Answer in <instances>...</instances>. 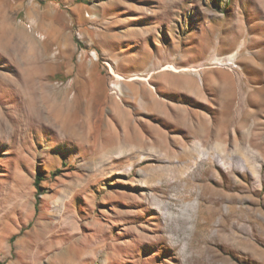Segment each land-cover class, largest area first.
<instances>
[{
	"label": "rangeland",
	"instance_id": "374dc122",
	"mask_svg": "<svg viewBox=\"0 0 264 264\" xmlns=\"http://www.w3.org/2000/svg\"><path fill=\"white\" fill-rule=\"evenodd\" d=\"M222 151V191L188 177L197 230L171 224L157 201ZM198 258L264 264V0H0V264Z\"/></svg>",
	"mask_w": 264,
	"mask_h": 264
},
{
	"label": "bare ground",
	"instance_id": "6f19581e",
	"mask_svg": "<svg viewBox=\"0 0 264 264\" xmlns=\"http://www.w3.org/2000/svg\"><path fill=\"white\" fill-rule=\"evenodd\" d=\"M110 67H111V70H112V73H113V75L115 76V78L116 79H119V80H122L123 79V77L122 76H120L119 74H117L116 73V71H115V69L111 66V65H109ZM131 78H134V79H137V77H131ZM130 78V79H131ZM116 88H118V89H116L115 90V92H118L119 90H121L120 89V87L116 84V85H114ZM46 88V87H45ZM72 89V88H71ZM68 91H69V87H66V88H64V89H61V90H57V92H61V103H59L58 105H55V108H54V110H55V112H56V114H55V116H56V120L58 121L59 120V118L60 117H63L64 118V121L66 122V124H67V126H68V128H69V130L68 131H71V132H77V128H76V125H78V124H76V123H74V122H71L72 121V118H70L68 115L70 114V113H72V108H70V106L68 107L67 106V109L65 110L62 106H63V104H64V100H66V97L68 96ZM113 92V91H112ZM76 93V92H75ZM75 93H74V95H73V97L75 96ZM52 95V94H51ZM52 97V96H51ZM50 98V97H49ZM75 106V105H74ZM39 108V107H38ZM41 108V107H40ZM45 109V108H44ZM40 110V109H39ZM42 110V109H41ZM52 110V109H51ZM75 110V109H74ZM84 110H86V109H84ZM97 110V109H96ZM41 112V111H40ZM36 114H38L37 112H35ZM41 114V113H40ZM39 114V116H41ZM44 114V113H43ZM42 114V115H43ZM44 117V116H43ZM40 118V117H39ZM46 117H44V119H45ZM41 119H42V116H41ZM236 120V119H235ZM90 128H92V127H90ZM92 132V131H91ZM85 133V132H84ZM86 134H88V132L86 133ZM88 136V135H87ZM89 136H90V133H89ZM227 152V151H226ZM224 153L223 151L222 152H219V157H221V159H223V158H225V155L228 153ZM237 152V151H236ZM232 154V153H231ZM230 154V155H231ZM233 154H234V152H233ZM209 157H210V159L211 160H214V156H208V159H209ZM231 157V156H230ZM230 161V160H229ZM232 161V160H231ZM230 161V162H231ZM175 167H176V165L174 166V170H175ZM215 167H217V169L218 168H220L221 170H223V172H225L226 174L227 173H230V172H234V170L235 169H239V166L236 164V163H228V162H226V160L225 159H223L222 160V162H218V164H215V162L214 163H212L210 160H207L206 159V161H204L203 160V163L202 162H199V163H197V164H195V165H193L192 167H191V174H190V176H188V175H186V180H181L180 182H172V185L173 186H171L172 188V190H171V192H173V196L170 198L169 196H167V200H159V201H157L158 203H156L155 205L157 206V208L158 209H160V210H166L167 209V207H169L168 209H172L171 208V206H169V205H171L173 202L174 203H177V200L180 198L181 199V201H183V202H186L184 205H183V207H182V209H181V213L179 214V215H177V216H175V215H173L172 217H171V224H173V221L174 220H177V221H179V220H181V219H183V221H184V223H185V221L186 220H188V218L185 216V214L184 213H186V212H189L190 214H191V218L193 219V225H194V230H197V228H198V226H199V221H198V218H200L199 217V212H197L196 210H195V207H194V205L195 204H193V202H192V200H193V195H195L196 196V198H195V200H196V202H199V200L201 199V197H202V195L204 194V192H203V190L201 189L202 187H199L195 192H194V187H190V186H188V177H191V179H195V178H202L204 175H207V172H208V170H210V168H215ZM178 170L177 171H180V172H184L185 174H187V170H188V166L187 165H178V168H177ZM219 170V169H218ZM220 171V170H219ZM194 175V176H193ZM221 175H220V173L218 172V171H216L215 169H214V171H213V173H212V176H208V177H211L210 179L211 180H213L214 182V184L216 185V186H214V187H218V191L219 190H221V189H223L224 187H225V185H224V181H220L221 180V177H220ZM220 177V178H219ZM190 179V180H191ZM209 179V180H210ZM203 186V185H202ZM222 191V190H221ZM221 193V192H220ZM219 200H217V198H215V199H213V201L210 203L211 205H210V207L212 206V207H214V208H216L217 206H215V204L216 203H219L218 202ZM159 202L161 203L162 202V204L160 205L159 204ZM155 207V206H154ZM219 209V208H218ZM170 212H173V210L172 211H170ZM208 212V211H207ZM201 213V212H200ZM204 213V212H203ZM207 215V214H206ZM206 217V216H205ZM205 219H207V217L205 218ZM209 219V218H208ZM200 220V219H199ZM202 220V219H201ZM200 220V221H201ZM177 223V222H176ZM175 223V224H176ZM183 223V224H184ZM201 223V222H200ZM169 226V225H168ZM172 226V225H171ZM200 228V227H199ZM171 229H172V232H171V234H169V236L170 237H166V240H167V244H169L171 247H172V249H175L177 246H181L182 245V248H181V250H180V253L181 254H185L186 253V251H187V249L188 248H190L189 246H190V244H191V242H193V241H190V242H185L184 244H182V240H181V236L180 235H178L177 234V231L179 230V228L178 227H175V226H173V227H171ZM170 229V230H171ZM202 229V228H201ZM181 231V230H180ZM197 232V231H196ZM195 232V233H196ZM174 233H176L175 235H174ZM179 233V232H178ZM194 233V232H193ZM203 233V232H202ZM206 234V233H205ZM200 236V235H199ZM206 236V235H205ZM187 237V236H186ZM185 237V238H186ZM190 237V236H189ZM171 239H175L176 241H177V244L176 243H169V240H171ZM187 239V238H186ZM193 239H195V237L193 238ZM201 239L203 240L204 238H202L201 237ZM184 240V239H183ZM208 240H209V238H208ZM111 241V240H110ZM181 243V244H180ZM201 243V242H200ZM114 244H116L115 242H114ZM205 244V243H204ZM203 244V245H204ZM152 246L153 245H151V247L150 248H152ZM103 247H105V246H102V248L101 247H97L98 248V250H99V252H102V249H103ZM105 249V248H104ZM169 249V248H168ZM121 250V249H120ZM122 250H124V249H122ZM97 251V250H96ZM159 251V250H158ZM120 252V251H119ZM134 250H133V248H128V250H126L125 251V253H127V255H130L131 253L134 255ZM103 253V252H102ZM187 254V253H186ZM191 254H192V251H191ZM132 255V256H133ZM138 255H141V254H138ZM154 255V254H153ZM196 255V254H195ZM184 256H186V255H184ZM193 256V255H192ZM198 256V255H197ZM107 257H111V255H107ZM113 257V256H112ZM154 257H156V254L154 255ZM196 257V256H195ZM189 259V258H188ZM196 259V258H195ZM115 261V260H114ZM190 261H192V260H190ZM195 261V260H194ZM192 263V262H191ZM202 263V258H198L197 259V261H195V264H201Z\"/></svg>",
	"mask_w": 264,
	"mask_h": 264
},
{
	"label": "trees",
	"instance_id": "16d2710c",
	"mask_svg": "<svg viewBox=\"0 0 264 264\" xmlns=\"http://www.w3.org/2000/svg\"><path fill=\"white\" fill-rule=\"evenodd\" d=\"M41 176L39 175V173L36 174V181L34 182L35 186L38 187V182L41 180Z\"/></svg>",
	"mask_w": 264,
	"mask_h": 264
}]
</instances>
